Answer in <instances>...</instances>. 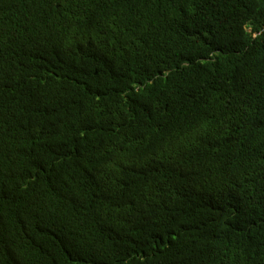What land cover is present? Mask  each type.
<instances>
[{
    "label": "trees",
    "instance_id": "trees-1",
    "mask_svg": "<svg viewBox=\"0 0 264 264\" xmlns=\"http://www.w3.org/2000/svg\"><path fill=\"white\" fill-rule=\"evenodd\" d=\"M0 264H264V0H0Z\"/></svg>",
    "mask_w": 264,
    "mask_h": 264
}]
</instances>
